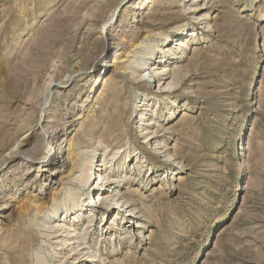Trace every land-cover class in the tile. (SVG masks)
Here are the masks:
<instances>
[{
	"label": "rangeland",
	"instance_id": "374dc122",
	"mask_svg": "<svg viewBox=\"0 0 264 264\" xmlns=\"http://www.w3.org/2000/svg\"><path fill=\"white\" fill-rule=\"evenodd\" d=\"M82 1L0 0V197L15 198L0 203V264H264V0H213L208 9L200 0ZM170 13L169 24L154 25ZM118 31L124 41L112 47ZM165 35L178 58L167 80L138 84V73L109 67L136 43L137 60L146 58ZM104 80L109 91L96 103ZM121 89L125 120L110 137ZM141 99L149 105L138 107ZM45 126L63 130L64 147L31 191L44 213L10 218L50 159ZM71 138L85 156L98 148L89 156L96 173L105 161V210L117 209L102 224L100 214L72 216L75 233L51 235L42 221L55 188L61 206L69 193L90 201L65 179ZM17 143L23 155L7 162ZM116 189L119 204L110 202ZM128 199L135 206L126 213Z\"/></svg>",
	"mask_w": 264,
	"mask_h": 264
},
{
	"label": "bare ground",
	"instance_id": "6f19581e",
	"mask_svg": "<svg viewBox=\"0 0 264 264\" xmlns=\"http://www.w3.org/2000/svg\"><path fill=\"white\" fill-rule=\"evenodd\" d=\"M84 1L85 0H83L81 2V4H83V3L85 4L86 2H84ZM86 1H88V0H86ZM200 1L204 2V5L200 9H208V7H213V5L218 2V1L214 0L213 5L210 6V4L213 2V0H200ZM129 3H130V1H129ZM76 6L78 7V5H76ZM139 8L141 9V5L139 6ZM149 15L152 16L154 14L152 13V14H149ZM168 15H173V14L170 13V14H165V15H162V16L159 15L160 17H163L165 20L164 21H160V22H155L154 25H166V24H169L170 21H166L167 20L166 16H168ZM111 27L114 28L115 25L113 26V24H112ZM193 36H195V34H193L191 37H193ZM112 38H115L117 41H113L111 43V46L112 47H115V46L119 47L121 45V43L124 41V33L118 31V33H114L113 34ZM199 38H200L199 34H197L195 36L194 42L198 41ZM169 41H170V36H166L161 45L152 46L151 48L148 49L149 52H148V56L146 58H139L138 60H137L136 54H137V49H138V47H140V45L136 46L137 43L135 44V46L131 44L132 46L129 47V49H128L129 51L126 52V54L120 53L119 56L116 59H114V64H110L109 67L110 68L114 67L116 76H120V74H123V75L132 74V75H135V74L138 73V77L140 79L138 84L142 83V82L151 83L153 81H154V83H156L157 82V78L159 76H160V79H158V83H161V82H163V80H167V78L169 77V75L172 72L177 70L176 68H172L169 63H170L171 60H175V59H178V58L177 57L175 58L173 56V54L171 55L167 50H165L166 43L169 42ZM178 45L181 48V52H183L184 50L189 49V44H187V43L185 44L184 40H181V41L179 40ZM178 51H180V49ZM157 54H158V56L162 54L163 57H165V58H166V56L169 55L172 58H166L165 60H163L161 62V63H163V65L161 67L156 68L153 71H150V68L152 66L154 67L156 65L155 63H156V60L158 58ZM135 59H136V61H135ZM132 64H134V65H132ZM120 65H122V67H123L122 71H120L119 68H118ZM129 69L131 70V72L129 71ZM110 80L113 81V79H110ZM165 82H164V84H165ZM101 86H102V89L100 90L99 96H98V98L95 101L96 103L101 101V100H104V97H105L106 93L109 91L108 80H104V83L102 85H100V87ZM162 87L159 88L160 91L158 90L156 92L157 94L168 92V90H166V89L170 88V87L169 88L166 87L165 89L163 88L164 90H162ZM143 95L146 96V97L149 96L148 94H143ZM122 96H123V90L121 89V90H119V95L115 99V102H114L118 106L115 108V111H113L111 113V115L108 117V118H111V119H109V122H110L111 126L106 131V135H109L110 137L113 135V132L116 129H118V130L121 129L120 126H122V123L125 120V119H123V116H122L124 111H125V109L123 108V106L121 105V102H120L121 99H122ZM139 103L140 104H139L138 107H143V106H148L149 105V104H147L145 102V99H141V101ZM143 111H148V110H147V108H144ZM81 118L82 117H80L78 119H81ZM140 119H142V117H140ZM151 124H148V125H151ZM44 129L48 133L49 138L52 140V143L50 145V149H49V151H48V153L46 155V158H45V159H47V158L50 157V159H48L49 161L46 160L47 164H43L42 165V167H41V169H43L42 175L41 176L37 175L35 177L36 180H34L32 182H28L26 184V188L28 187V188L31 189L30 192L26 190L28 192V194L25 195V197L27 199L26 200L27 204H24V205H21V206L17 207L12 212L10 218H12L14 216H19V217L24 216L25 213L29 212L28 211L29 208H36L35 213L29 215L31 218H33L35 220H37L38 214L44 213V210H40L39 211V206L43 205V203H40V201H42L41 198H39L34 193H31V191L34 190L35 192H37V188L35 186L36 184L38 185V183H39V182H37V179L39 180V178L41 179V178H43L45 176V173L47 172V168L50 165H56V164L61 163L60 161H56L55 160V156H57V154H58V156H60L62 154L60 150H61L62 147H64L63 146V139L61 138V137H63V135L60 136L61 132L63 131L62 129H57V128L54 127V128H52V131H50V132H49V127L45 126ZM67 131H68L67 129L64 130V132H67ZM164 131H167V129L164 128ZM156 135H157V133H156ZM157 137H159V136H151L150 139H155ZM119 138H121V137H119ZM17 144H19L17 149L15 148V150L8 156V159H6L7 162H9V161L15 162V161H17L19 159L18 157L23 155V152H21V149L26 144H24V145H23V143H17ZM245 145H247V147H245ZM243 146L246 148V151L252 150V146H253L252 140L248 139V141L244 142ZM51 149L54 150V153L52 154V156H51ZM97 150H98V148L94 149L92 152L86 154V156H85L84 153L81 151V149H78L77 146L74 144V141L72 140V138L70 140L68 139V147L65 150L66 153L62 157V158H65V156H66V160H68V166L70 165V168L67 171V175H66L65 179H66V181H67V183L69 185H73V186H75L77 188H80L81 191L82 190L86 191V193H88L90 201H88V202L86 201V203H85L82 200V197L84 196V194H82L81 197H80V195H78L80 198H77L75 196L69 195L70 194L69 193V194H67V199L65 200L66 203H64V205L61 206L60 205L61 203H59V198L61 199L60 191H59L58 188H55L57 192L54 193V195H52L51 199L49 200V202L52 203L51 206L53 207L52 208L53 210L51 212L52 215L48 216V218H46V219H44V221H42V222H44L45 231H47V230L51 231L50 232V233H52L51 235L59 234L60 232H63L64 229H67L66 232L68 233V235H71L72 233H75V231H77V229L71 230L70 228L66 227V225H67L66 222L67 221H69V223H71L70 221H71V219H73L74 222H75V218H71L72 216L77 217L79 215V217H80V216H83V215H87V213H89L88 219H92L93 217H98L99 214H100L101 216H100L99 220H100V222L102 224V222H105L108 219V216H109L108 214L113 212V211L115 212V210L117 209V207H115L113 205H110L108 208H106L107 210H105V206H104V203H103L104 196L102 195V192L104 190L103 182L106 179L105 176L103 175V172H104L103 166H105V164H104L105 161H104V163H101L102 169L98 168L100 173H96V171H97L96 168H97L98 165H96L93 168L92 163H93V160H94V156H89L91 153L94 154L95 152H97ZM51 158H52V160H51ZM36 160L37 159H33L32 161L35 162ZM138 163H140V161H138ZM125 165H126V163L123 164L124 167H125ZM77 173H79L80 175L78 177L76 176L75 178H73ZM103 176H104V179H103ZM95 181H97L96 185L94 184ZM33 183H35V184H33ZM117 183L118 182H116V185H118V186H115L116 188L120 186ZM119 195H120V191L119 190L117 191V189L114 190L112 198L110 199V202L111 203H115V204H119V201H117V198H118ZM33 198H34V200H33ZM45 199H46V197H45ZM13 201H15L14 196L0 197V203L4 204V206H5V204L13 202ZM126 205H127V209L125 211L126 213L130 212V210H131L130 208L131 207L135 206L134 201L132 199H128ZM47 206H48V203H47ZM121 207H123V206H121ZM87 208H89V210H87ZM60 211L62 212V215L64 216L62 221L63 222L65 221V223H64V226L60 225L58 228H56L55 224H53V223H55V221H56L55 219L59 218V212ZM84 211H86V212H84ZM97 211H99V212L96 213ZM135 214H137V213H135ZM131 215H133V214H130V216ZM69 218H70V220H68ZM76 221H79V220H76ZM92 224H93V220H91L89 222V225H92ZM75 225H78V227L80 226V224H75ZM92 226H89L88 228L90 229ZM109 229H111V227ZM3 230L6 231L4 227L0 226V232L3 231ZM103 236H102V241H103ZM72 237H74V236H72ZM86 249H87V247L83 248V250H86ZM102 260H103V258H102Z\"/></svg>",
	"mask_w": 264,
	"mask_h": 264
}]
</instances>
